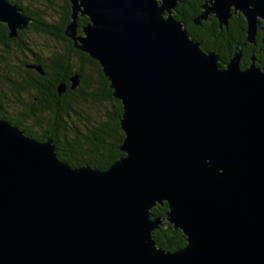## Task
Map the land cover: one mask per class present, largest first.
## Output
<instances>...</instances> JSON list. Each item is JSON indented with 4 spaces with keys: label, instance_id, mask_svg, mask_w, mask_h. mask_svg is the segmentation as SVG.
Listing matches in <instances>:
<instances>
[{
    "label": "water",
    "instance_id": "95a60500",
    "mask_svg": "<svg viewBox=\"0 0 264 264\" xmlns=\"http://www.w3.org/2000/svg\"><path fill=\"white\" fill-rule=\"evenodd\" d=\"M178 1L69 0L64 34L121 101L124 154L105 169L71 166L52 138L0 115V264H264V67L255 54L240 63L264 0L200 3L195 24L245 19L225 64L175 17ZM30 21L0 0L8 37ZM164 202L185 235L176 249L152 235L151 209Z\"/></svg>",
    "mask_w": 264,
    "mask_h": 264
},
{
    "label": "trees",
    "instance_id": "16d2710c",
    "mask_svg": "<svg viewBox=\"0 0 264 264\" xmlns=\"http://www.w3.org/2000/svg\"><path fill=\"white\" fill-rule=\"evenodd\" d=\"M9 1L19 6L31 21L14 37H8L6 24L0 22V84L6 80L7 101L19 104L18 107L10 105L6 110L0 106V115L28 135L38 139L52 138L58 158L71 166L89 164L99 169L107 168L124 154L118 148L124 137L118 119L122 104L111 95L112 89L97 60L74 47L64 34L70 20L69 0H63L57 18L31 9L20 0ZM203 1H178L174 15L185 23L190 36L198 40L203 49H216L221 64H225L235 43L245 40V20L241 14H233L226 26L219 27L216 20L194 24L193 17L199 13ZM87 19L85 15L77 16L78 32ZM29 32L52 37L60 44L44 49L31 41ZM241 49V66L248 64L252 54L258 65L263 64L257 52L259 45L253 47L246 42ZM12 60L18 62L19 70L10 66ZM34 65H40L41 71ZM74 74L78 82L72 87ZM60 83L65 85L61 92L58 91ZM166 211V202L152 207L151 212L161 217L152 235L158 246L176 249L185 244V235L166 220Z\"/></svg>",
    "mask_w": 264,
    "mask_h": 264
},
{
    "label": "rangeland",
    "instance_id": "374dc122",
    "mask_svg": "<svg viewBox=\"0 0 264 264\" xmlns=\"http://www.w3.org/2000/svg\"><path fill=\"white\" fill-rule=\"evenodd\" d=\"M23 5L29 6L31 9H39L42 10L43 14L45 13L47 16L52 18H57L62 10L61 6L63 4V0H20ZM32 31V30H29ZM29 36L31 37V41L33 43H37L38 46L43 47L44 49L48 46H53L54 44H60V42L56 41L52 37L45 36L43 34L37 32H29ZM30 41V40H29ZM30 41V42H31ZM31 42V45H32ZM34 46V45H33ZM13 57V55H12ZM12 64L10 66L16 70H19V66L17 67L18 62L15 60L11 61ZM0 87H4L0 84ZM6 90H8L6 86ZM9 106L18 107V103L8 101Z\"/></svg>",
    "mask_w": 264,
    "mask_h": 264
},
{
    "label": "flooded vegetation",
    "instance_id": "af4514ba",
    "mask_svg": "<svg viewBox=\"0 0 264 264\" xmlns=\"http://www.w3.org/2000/svg\"><path fill=\"white\" fill-rule=\"evenodd\" d=\"M238 14V13H236ZM239 15V14H238ZM242 16V15H241ZM231 18V17H230ZM242 18L244 19V17L242 16ZM211 20H216L217 19L214 17V16H211L209 21ZM245 20V19H244ZM246 23V22H245ZM195 24V23H194ZM201 24V23H200ZM185 25V23H184ZM199 25V24H197ZM221 27V26H219ZM246 27V26H245ZM247 43H250V42H247ZM253 47L255 45H259L260 46V49H259V54L261 55V59H262V62L263 64H261L262 67H264V21L262 18H259V22L257 24V30H256V36H255V42L254 43H250ZM260 60V59H259ZM6 79V76L4 77ZM3 88H2V93L0 94V106L5 108L6 110V107H10L9 104H8V95L9 93L6 92V80L5 82L3 83Z\"/></svg>",
    "mask_w": 264,
    "mask_h": 264
}]
</instances>
